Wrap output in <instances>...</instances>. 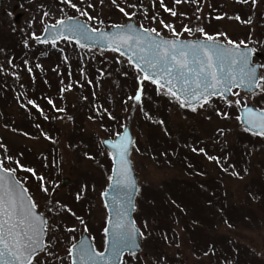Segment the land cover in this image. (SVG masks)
Listing matches in <instances>:
<instances>
[{"label": "rangeland", "instance_id": "obj_1", "mask_svg": "<svg viewBox=\"0 0 264 264\" xmlns=\"http://www.w3.org/2000/svg\"><path fill=\"white\" fill-rule=\"evenodd\" d=\"M72 3L77 8L65 0H3L0 6V92L12 88L7 99L0 96V159L15 169L47 218V247L33 264H71V246L84 232L104 250L103 193L112 159L102 140L114 138L126 123L135 139L134 217L143 248L126 254L122 264H264V136L247 131L239 119L246 104L264 109V0H255L253 8L240 0H163L176 16L160 0ZM243 8L250 23L238 14ZM66 17L96 29L135 20L173 37L163 21L179 38H204L196 31L202 27L217 40L244 41L262 64L259 87L254 93L234 88L230 99L212 97L193 111L151 81L141 84L142 74L120 53L35 39L47 24ZM185 25L193 31L184 32ZM140 88L141 102L129 99ZM29 101L42 116H30L35 105ZM187 154H194L195 165ZM181 155L188 165L167 160Z\"/></svg>", "mask_w": 264, "mask_h": 264}, {"label": "snow or ice", "instance_id": "obj_2", "mask_svg": "<svg viewBox=\"0 0 264 264\" xmlns=\"http://www.w3.org/2000/svg\"><path fill=\"white\" fill-rule=\"evenodd\" d=\"M65 2L72 8H77L72 0H65ZM160 2L165 11L172 16L177 15L173 9L164 5L163 0ZM174 2L179 4L186 0H174ZM240 2L248 3L249 0H240ZM252 2L255 3V0ZM112 3L115 4L116 0H112ZM119 11L129 15L124 8H120ZM80 14L88 16L89 20L93 19L86 11ZM68 19L72 20L71 17ZM235 19L240 20V17L236 16ZM65 23V20L61 19L56 25L50 26L51 29L56 30L51 40L41 39L38 36L35 39L39 43L55 45L58 39H72V34L78 33L90 39L89 32L99 33V38L103 39L112 51L127 55L128 62L142 74V77H138L141 84L144 80L151 81L158 88L166 89L167 94L180 101L182 107H190L193 111L197 106L203 107L204 104L210 103L212 97L219 96L226 99V94L231 93L234 86L239 87L247 82L246 86L249 89L254 86L259 87L255 84V67L250 63V57L255 49L248 47L244 41L237 43L229 39L226 44L217 43V36L207 34L202 27L197 28L196 31L203 34V40L185 41L179 39L180 33L176 32L173 25L164 24L163 21H161L163 27L173 33L172 39L161 38L155 28H145L137 32L131 24L116 25V31L110 34L100 32L96 28L89 29L87 25L70 24L67 27L70 35L66 36L61 27ZM48 30V28L45 29V31ZM183 31L192 32L193 30L185 25ZM75 42L80 47H86L79 40ZM142 91V88L138 89L137 94L134 97L130 96L129 99L137 103L141 102ZM29 103L33 102L29 101ZM236 103L239 104V101ZM239 119L248 126L247 131L264 136V111L256 112L245 107L244 115ZM116 135L120 137L116 142L104 141L106 144L111 143V147L116 152L113 156V159L117 161L113 182L131 187L135 182L130 176L131 168L127 156L132 140L127 132L116 133ZM209 159L216 158L209 157ZM16 163L18 167L23 168L19 161ZM24 170L35 175L33 169ZM14 172L15 169L4 167V160L0 159V264H33V259L38 252L47 247L43 241L47 231V220L42 214L37 213V205L27 195V189H24L15 179ZM39 179L43 181V177ZM41 190L48 192V188L43 185ZM115 212V222L113 223V218H109L112 228L106 227L104 231L116 238L114 247H119L123 243V237L130 235L135 228L130 220H126L127 212L123 206L115 209ZM73 248L75 249L76 245H73ZM69 255L72 258V264H78V262L79 264H100L106 260L104 252H97L84 242L80 244L76 255H73L71 251Z\"/></svg>", "mask_w": 264, "mask_h": 264}, {"label": "water", "instance_id": "obj_3", "mask_svg": "<svg viewBox=\"0 0 264 264\" xmlns=\"http://www.w3.org/2000/svg\"><path fill=\"white\" fill-rule=\"evenodd\" d=\"M2 3H3V0H0V6L2 5ZM68 18L69 17L63 19V20H65L66 23L64 26H61L64 29V35H66V36L70 35L69 32L67 31V27L70 24L87 25V27L89 29H91V26L82 18L71 17L72 18L71 21H69ZM17 19H18V16H17ZM56 24H53V25H56ZM129 24L133 25L134 29L137 32L142 31V29H145V27L140 26L135 20H129L125 24H123L122 26H127ZM50 26H51L50 24L46 25L45 29L48 28L49 30L45 31V29H44L43 33L39 36L41 39L51 40L53 38L56 30L51 29ZM115 26L116 25H114L110 28H99V30H100V32H105V33L110 34V33H113L116 31ZM146 29H148V28H146ZM72 35H73V38L70 40L73 42H75L76 40H79L81 44H84L87 47H94V48L111 50V47L106 46V42L103 39L99 38V33L92 34L89 32L88 36L91 37L90 39H86L83 35H80L78 33L72 34ZM160 37L163 39H172L173 38V37H165L162 35H160ZM179 39L185 40V41H194V40H203L204 38H179ZM59 40H63V39H58L57 41H59ZM217 43L226 44V42H223L220 40H217ZM248 47L252 48L251 46H248ZM242 48H243V46H242ZM124 56L127 58V55H124ZM250 63H251V66L255 67V84L259 85L262 65L260 62H254V52L252 53V55L250 57ZM246 85H247V82L245 84H241L239 87H235V86L232 87L231 93L226 94V100L230 99L233 96L234 88H239L240 90L245 91L247 93H254L257 90V87H255V86L252 89H249ZM245 107L251 108L256 112L264 111V109H261V108L257 107L256 105L246 104L240 108V117H242L244 115ZM241 122H242V120H241ZM242 124L246 128L248 127L245 123L242 122ZM125 132H127L128 136L132 140V144L130 145L127 159L130 162V168H131L130 176H131V179L134 180L135 184H134V186L128 187L124 184L117 185L113 182L114 169L117 166V161L113 159V156L116 154V152L111 147V143L106 144V143H104V141H109V142L114 143L117 140H119L120 137H118L116 135L115 138H109V137L104 138L102 142H103L104 147L107 148L111 153L113 166H112V173H111V179L109 182V186L105 190V192L103 194V198H104L105 205H106V208L108 211V219H107L106 227L109 229L112 228V223L109 222V218L110 217L113 218V223H114L115 219H116L115 209L123 206L127 212L126 220H130L132 222V224L135 228V231L132 232L130 235H126L125 237H123V243H121L119 245V247H114V245L116 243V238L113 235H111L110 233L106 234V243H105V248L103 251H98L96 249V247L93 243V240H92V238L88 232H84L80 236V238L76 242H74L71 246V252L73 255L77 254L79 246L82 242L87 243L92 248H94L95 251H97V252H104L106 260L103 262H100V264H122L123 259L127 253L136 254V253L140 252L143 248L141 231L138 228V226L136 224L135 217H134L136 198H137L138 191H139V180H138V176L136 173L135 164H134V161L132 158L133 146L135 143V139H134V134H133L132 128L127 123L124 124L123 129L120 133L122 134ZM14 177L17 181L20 182L21 186L24 189H27L25 187V185L23 184V182L21 180H19V178L17 177L15 172H14ZM65 182H67V179L64 180V183ZM27 195H29L33 201V198L29 194L28 190H27ZM36 211H37V213L42 214L44 218H46V216L42 212H40L38 210V208H36ZM46 237H47V231H46V234L43 236V241H44L45 245H46ZM73 245H76L75 249L73 248ZM106 248H107V251H106ZM40 252H42V251H40ZM40 252H38V253H40ZM117 253H119V255H117ZM71 264H72V258H71ZM78 264H79V262H78Z\"/></svg>", "mask_w": 264, "mask_h": 264}, {"label": "trees", "instance_id": "obj_4", "mask_svg": "<svg viewBox=\"0 0 264 264\" xmlns=\"http://www.w3.org/2000/svg\"><path fill=\"white\" fill-rule=\"evenodd\" d=\"M247 5H248V7H250V8H253V2H252V0H249V2L248 3H246ZM244 9V8H243ZM241 12H243V13H241V12H238V14L239 15H241L242 17H244V14H245V17H244V21H246L247 23H248V21H250V15L249 14H247V12H245V9L244 10H240ZM251 12L253 11V9L252 10H250ZM218 35V34H217ZM57 59H59V58H57ZM95 72V71H94ZM96 73V72H95ZM4 82V81H3ZM84 83H82V87H83V89H85V88H88V84H86L85 83V85H83ZM156 85V84H155ZM90 87V86H89ZM12 93V88H11V86H8L4 91H3V93L2 92H0V96H1V100H5V99H7L8 98V96H9V94H11ZM35 106L31 109V114H30V116L31 117H33V116H35V117H39V115H41L42 116V114H41V112H38V110H37V105H36V103H33ZM26 106H27V109H29L28 107H29V103L28 102H26ZM29 111V110H28ZM114 119V118H113ZM170 155V154H169ZM192 155H194V154H187V155H185V156H190V159H189V164H191V165H195V162H194V160L193 159H191V156ZM171 156V155H170ZM178 157H174L173 158V156L172 157H169L168 156V158H167V160H168V162L170 163V164H175V163H179V160L181 161V163L182 162H184V161H186V160H183L182 159V155H181V158L180 159H177ZM177 159V160H176ZM109 163H110V165H111V162H110V160H109ZM186 163H187V161H186ZM187 165H188V163H187ZM12 168H13V166H12ZM189 168H192V167H189ZM186 169H188V168H186ZM227 219V218H226ZM243 221V220H242ZM198 230H197V228L195 229V231L193 230V233L194 234H196V232H197ZM200 231H201V229H200ZM197 235V234H196ZM197 246H199V247H201L200 245H198L197 243H196V241H195V247H197ZM207 247V246H206ZM205 251H207V250H205Z\"/></svg>", "mask_w": 264, "mask_h": 264}, {"label": "flooded vegetation", "instance_id": "obj_5", "mask_svg": "<svg viewBox=\"0 0 264 264\" xmlns=\"http://www.w3.org/2000/svg\"><path fill=\"white\" fill-rule=\"evenodd\" d=\"M14 7H18V5L17 4H15V6ZM22 15L21 14H18V19H17V17H16V20H19V18L21 17Z\"/></svg>", "mask_w": 264, "mask_h": 264}]
</instances>
